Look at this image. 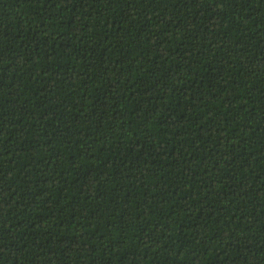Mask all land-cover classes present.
Here are the masks:
<instances>
[{
    "label": "trees",
    "instance_id": "1",
    "mask_svg": "<svg viewBox=\"0 0 264 264\" xmlns=\"http://www.w3.org/2000/svg\"><path fill=\"white\" fill-rule=\"evenodd\" d=\"M0 264H264V0H0Z\"/></svg>",
    "mask_w": 264,
    "mask_h": 264
}]
</instances>
